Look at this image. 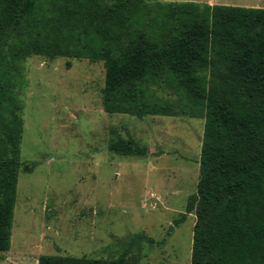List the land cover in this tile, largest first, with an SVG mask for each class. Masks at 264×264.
Masks as SVG:
<instances>
[{"label":"trees","instance_id":"obj_1","mask_svg":"<svg viewBox=\"0 0 264 264\" xmlns=\"http://www.w3.org/2000/svg\"><path fill=\"white\" fill-rule=\"evenodd\" d=\"M33 55L101 61L107 113L203 118L197 190L186 203L196 216L191 264H264L263 7L0 0V252L10 247L20 165L17 90L23 62ZM161 87L176 99L159 95ZM107 150L148 154L123 137L110 139ZM37 264L152 263H128L124 254L111 260L43 254Z\"/></svg>","mask_w":264,"mask_h":264},{"label":"rangeland","instance_id":"obj_2","mask_svg":"<svg viewBox=\"0 0 264 264\" xmlns=\"http://www.w3.org/2000/svg\"><path fill=\"white\" fill-rule=\"evenodd\" d=\"M158 1L264 8V0ZM23 80L10 247L0 264H37L43 254L191 264L196 216L186 203L197 190L203 118L105 112L101 61L33 55ZM117 137L148 154L108 151Z\"/></svg>","mask_w":264,"mask_h":264}]
</instances>
